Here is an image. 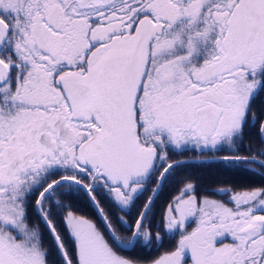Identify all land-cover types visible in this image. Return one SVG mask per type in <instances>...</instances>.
I'll return each instance as SVG.
<instances>
[{"label":"snow or ice","instance_id":"6c2138e0","mask_svg":"<svg viewBox=\"0 0 264 264\" xmlns=\"http://www.w3.org/2000/svg\"><path fill=\"white\" fill-rule=\"evenodd\" d=\"M190 152L264 178V0H0V264H264Z\"/></svg>","mask_w":264,"mask_h":264},{"label":"flooded vegetation","instance_id":"af4514ba","mask_svg":"<svg viewBox=\"0 0 264 264\" xmlns=\"http://www.w3.org/2000/svg\"><path fill=\"white\" fill-rule=\"evenodd\" d=\"M255 139V133L251 135L250 142L252 143L251 139ZM255 145V143H252ZM193 158V162L187 165L182 171V176H190L193 181H195L200 187L206 189H219V188H232L234 185H244L242 181L238 180L237 184H230L229 180L232 181V176L226 174V169H224L221 165L209 161L208 163H198L196 161L207 159L211 156V153L206 154H198L196 152H190L185 157H181L187 159L188 157ZM222 167V171L220 168ZM220 170V171H219ZM249 184H255V177L251 179ZM173 186L170 185L169 188L162 193L160 197V203L163 204L165 200H167L170 196L176 195L177 192L172 190ZM210 196L212 199L216 200H225V197L205 193ZM83 210L78 214L84 215L89 219L95 220V216L92 214V210L84 208L83 205L80 206ZM122 215L124 213H121ZM192 227H195V224H192ZM191 230V229H189Z\"/></svg>","mask_w":264,"mask_h":264},{"label":"trees","instance_id":"16d2710c","mask_svg":"<svg viewBox=\"0 0 264 264\" xmlns=\"http://www.w3.org/2000/svg\"><path fill=\"white\" fill-rule=\"evenodd\" d=\"M251 141L252 143H255L256 146H259L260 144V141L258 137H256V135H255V139L252 138ZM220 170L222 171V167L220 168ZM226 174H228L229 176H232V181L229 180L230 184H237L238 180L242 181L243 184H249V182H251V179H253L254 177H255V184H259L260 180H264V178H259L258 176H255V175L247 176L242 173L234 172L231 169H226Z\"/></svg>","mask_w":264,"mask_h":264},{"label":"rangeland","instance_id":"374dc122","mask_svg":"<svg viewBox=\"0 0 264 264\" xmlns=\"http://www.w3.org/2000/svg\"><path fill=\"white\" fill-rule=\"evenodd\" d=\"M257 103L259 104V101Z\"/></svg>","mask_w":264,"mask_h":264}]
</instances>
